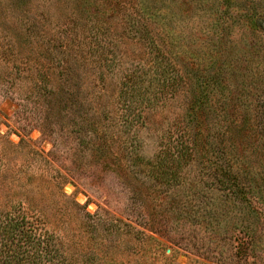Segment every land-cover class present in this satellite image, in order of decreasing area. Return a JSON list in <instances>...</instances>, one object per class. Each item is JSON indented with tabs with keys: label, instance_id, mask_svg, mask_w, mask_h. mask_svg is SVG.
I'll return each instance as SVG.
<instances>
[{
	"label": "rangeland",
	"instance_id": "rangeland-1",
	"mask_svg": "<svg viewBox=\"0 0 264 264\" xmlns=\"http://www.w3.org/2000/svg\"><path fill=\"white\" fill-rule=\"evenodd\" d=\"M13 206L56 264H264V0H0Z\"/></svg>",
	"mask_w": 264,
	"mask_h": 264
},
{
	"label": "trees",
	"instance_id": "trees-1",
	"mask_svg": "<svg viewBox=\"0 0 264 264\" xmlns=\"http://www.w3.org/2000/svg\"><path fill=\"white\" fill-rule=\"evenodd\" d=\"M149 68L160 82L157 87L161 92L158 93L162 95L165 88L176 86L161 65L154 62ZM131 119L128 117L126 121ZM58 241L41 218L29 216L22 207L0 208V264H56L60 256Z\"/></svg>",
	"mask_w": 264,
	"mask_h": 264
}]
</instances>
